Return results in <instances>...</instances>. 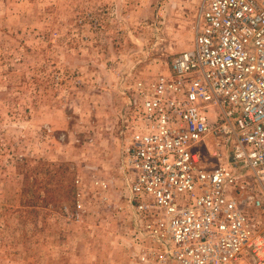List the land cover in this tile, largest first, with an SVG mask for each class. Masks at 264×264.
<instances>
[{"label":"rangeland","instance_id":"1","mask_svg":"<svg viewBox=\"0 0 264 264\" xmlns=\"http://www.w3.org/2000/svg\"><path fill=\"white\" fill-rule=\"evenodd\" d=\"M197 6L0 0V264H138L121 162L136 85L191 46Z\"/></svg>","mask_w":264,"mask_h":264},{"label":"built area","instance_id":"2","mask_svg":"<svg viewBox=\"0 0 264 264\" xmlns=\"http://www.w3.org/2000/svg\"><path fill=\"white\" fill-rule=\"evenodd\" d=\"M136 91L121 160L134 261L264 264V0H198L191 46Z\"/></svg>","mask_w":264,"mask_h":264},{"label":"crops","instance_id":"3","mask_svg":"<svg viewBox=\"0 0 264 264\" xmlns=\"http://www.w3.org/2000/svg\"><path fill=\"white\" fill-rule=\"evenodd\" d=\"M102 198H103V197H102ZM102 198H101V199H102ZM105 199H106V197H105ZM105 199H104V200H105ZM104 200L102 199V202H104ZM105 202H106V201H105ZM118 207H119V206H118ZM125 222L129 225V223H128L127 220H125ZM127 229H128V231H129V235H128V236H129V238H130V236H131V231H130V228H127Z\"/></svg>","mask_w":264,"mask_h":264}]
</instances>
